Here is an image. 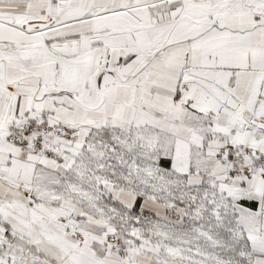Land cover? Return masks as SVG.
<instances>
[{
    "label": "snow or ice",
    "instance_id": "snow-or-ice-1",
    "mask_svg": "<svg viewBox=\"0 0 264 264\" xmlns=\"http://www.w3.org/2000/svg\"><path fill=\"white\" fill-rule=\"evenodd\" d=\"M0 264H264V0H0Z\"/></svg>",
    "mask_w": 264,
    "mask_h": 264
}]
</instances>
